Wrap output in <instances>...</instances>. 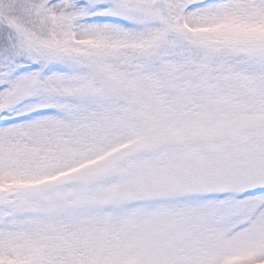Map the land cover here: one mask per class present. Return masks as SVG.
I'll list each match as a JSON object with an SVG mask.
<instances>
[{
	"label": "snow or ice",
	"instance_id": "6c2138e0",
	"mask_svg": "<svg viewBox=\"0 0 264 264\" xmlns=\"http://www.w3.org/2000/svg\"><path fill=\"white\" fill-rule=\"evenodd\" d=\"M0 264H264V0H0Z\"/></svg>",
	"mask_w": 264,
	"mask_h": 264
}]
</instances>
